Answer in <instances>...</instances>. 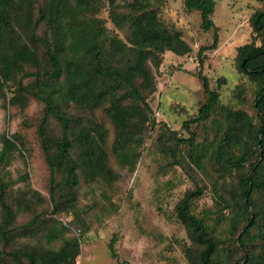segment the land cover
<instances>
[{
    "label": "rangeland",
    "instance_id": "obj_1",
    "mask_svg": "<svg viewBox=\"0 0 264 264\" xmlns=\"http://www.w3.org/2000/svg\"><path fill=\"white\" fill-rule=\"evenodd\" d=\"M118 1V10L127 11L129 0ZM43 2L38 0L31 4L33 15L37 4ZM152 5L160 22L166 28L178 31L191 50L182 56L165 50L159 55L158 64L147 60L155 89L143 91L152 109L143 125L142 110L131 101L124 102L132 107V122L139 128H131L134 141L127 150L130 163H121L112 151L116 129L106 111L107 103L93 111L79 109L72 103L64 105L67 113L83 121H97L103 126L106 133L104 146L112 174L89 180L81 169L78 171L76 202L56 214L59 217L65 213V221L69 223L63 238L76 235L72 227L83 228L75 264H192L188 250L196 253L199 247L177 220L174 207L185 191L199 187L202 194L193 199L191 211L209 224L218 240L219 260L244 264L242 254H264V232L259 224L250 226L247 247L236 250L239 243L235 239L244 230L243 226L249 227V224L246 221H240L236 226L231 224L235 215L242 211L241 196L236 188L240 169L232 167L223 171L211 157L218 145L219 133L225 131L220 107L208 120L189 124L198 151L185 141L190 133L183 123L196 117L198 108L207 100L202 81L195 76L200 72L207 77L210 88L218 91L219 105L242 109L255 124H259L253 107L256 84L238 70L236 54L238 46L252 41L257 45L261 43L259 34L253 31L250 17L257 11L264 12V0H215L210 18L218 27V41L215 48L203 50L202 47L212 43L214 30L202 29L199 11L187 9L184 0H161ZM110 15L111 6L107 0H101L93 16L100 20L106 33L127 43V26L118 28ZM45 30L42 23L37 32L43 34ZM42 54L39 47L37 56L41 62ZM219 79L224 81L218 84ZM30 80L31 77L26 78L23 83ZM123 91L118 90V94ZM2 92L6 100L0 96V138L2 134L14 138L18 149L1 169L8 184L6 202L15 217L8 226L7 242L3 244L0 239V249H3L0 264H15L7 252L32 250L39 254L61 246V239L46 241L51 225L39 221L28 225V222L36 214L41 215V219L47 218L52 209L51 197L55 201H64V194L69 189L63 183L62 174H56L53 189L50 185V170L37 130L44 103L27 95L24 107L20 103L11 104L10 99L17 92L13 83ZM46 128L51 135L60 136L61 127L56 119L50 118ZM230 146L236 154L244 150L243 141L233 142ZM202 153L205 156L202 157ZM257 159L260 157L254 153L243 172L248 173L250 164ZM255 197L264 204V190L254 192ZM249 209L253 219L254 211ZM3 220L0 207V227ZM110 243L116 253L114 257ZM22 261L24 263L26 259L22 258Z\"/></svg>",
    "mask_w": 264,
    "mask_h": 264
},
{
    "label": "trees",
    "instance_id": "obj_2",
    "mask_svg": "<svg viewBox=\"0 0 264 264\" xmlns=\"http://www.w3.org/2000/svg\"><path fill=\"white\" fill-rule=\"evenodd\" d=\"M158 1L161 0H129L127 11L121 12L117 8L118 0H107L114 24L118 28H128L127 43H124L120 38L106 33L100 20L93 16L101 0H44L37 4L34 15L31 4L38 0H0V96L6 100L3 88L13 83L17 92L10 99L11 104L20 103L24 107L27 95L44 103L37 130L50 170V185L54 187L56 174H62L63 183L69 189L64 194V201H55L51 197L52 209L47 218L41 219V215L36 214L28 222V225L38 221L46 226L51 225L46 241L61 239V246L39 254L32 250L7 252L15 264H75L83 228L78 226L80 235L64 239L63 234L69 229V223L65 221V213L62 217L56 214L76 202L80 169L89 180L112 174L104 146L106 133L103 126L97 121H83L67 113L65 104L72 103L79 109L93 111L107 103L106 111L116 129L112 151L121 163H130L127 150L131 149L134 141L132 130L138 127L132 122V107L124 102L131 101L142 110L143 125L148 120L147 115L152 114L143 91L155 89L147 60L158 64L159 55L165 50L181 56L191 50L178 31L166 28L157 18V11L152 4ZM184 5L189 10L199 11L204 31L214 30L212 43L201 50L215 48L218 27L210 18L215 0H184ZM250 22L253 31L259 34L261 43L257 45L252 41L238 46L236 60L238 70L256 84L253 107L259 124H255L242 109L219 105L218 91L210 88L207 77L200 72L195 76L202 81L207 100L198 108L196 117L183 123L190 133L185 141L194 151H198L189 124L208 120L220 107L225 131L219 133L218 145L211 157L223 171L232 167L240 169L236 188L241 196L242 211L235 215L231 224L236 226L240 221L249 224V227L243 226L244 230L235 239L239 243L237 251L247 247L250 226L259 224L263 226L261 232H264V204L254 198V192L264 190V12L253 13ZM42 23L46 30L38 34ZM39 47L43 51V62L37 56ZM29 77L31 80L23 83ZM222 81L224 79H219L218 84ZM120 89L124 91L118 94ZM238 96L242 99L241 93ZM50 118L56 119L61 127L60 136H53L47 131L46 123ZM0 139V207L4 215L0 239L5 244L9 239L8 226L13 223L15 212L6 202L8 184L3 179L1 169L11 161L18 146L15 139L6 134H2ZM240 141H243L244 150L236 154L230 145ZM254 153L260 159L250 164L248 173L243 172ZM201 194L202 189L199 187L187 190L174 207L177 220L186 228L190 240L199 247L196 253L188 250L191 263L238 264L219 260L217 238L209 224L191 211L193 199ZM219 197L222 199L221 195ZM249 208L254 211L253 219ZM262 239L264 242V235ZM109 248L112 256H116L113 243H110ZM1 257L3 249H0ZM22 258L26 262L23 263ZM243 259L244 264H264L262 252L258 255L242 254Z\"/></svg>",
    "mask_w": 264,
    "mask_h": 264
},
{
    "label": "built area",
    "instance_id": "obj_3",
    "mask_svg": "<svg viewBox=\"0 0 264 264\" xmlns=\"http://www.w3.org/2000/svg\"><path fill=\"white\" fill-rule=\"evenodd\" d=\"M66 220H68V218ZM72 230L75 232L76 235H80V233H81V229L78 226L72 227Z\"/></svg>",
    "mask_w": 264,
    "mask_h": 264
},
{
    "label": "water",
    "instance_id": "obj_4",
    "mask_svg": "<svg viewBox=\"0 0 264 264\" xmlns=\"http://www.w3.org/2000/svg\"><path fill=\"white\" fill-rule=\"evenodd\" d=\"M253 216V215H252Z\"/></svg>",
    "mask_w": 264,
    "mask_h": 264
}]
</instances>
